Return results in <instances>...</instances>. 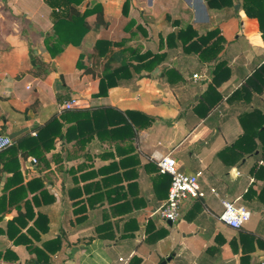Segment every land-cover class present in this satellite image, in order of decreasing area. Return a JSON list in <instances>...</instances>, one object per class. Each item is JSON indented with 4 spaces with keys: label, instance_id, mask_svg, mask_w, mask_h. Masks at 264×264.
<instances>
[{
    "label": "crops",
    "instance_id": "0c3cea01",
    "mask_svg": "<svg viewBox=\"0 0 264 264\" xmlns=\"http://www.w3.org/2000/svg\"><path fill=\"white\" fill-rule=\"evenodd\" d=\"M68 1L0 0V133L14 141L34 135L72 99L74 109L136 110L152 123L132 139L107 132L102 138L86 133L82 145L57 139L48 163L19 156L20 175L4 172L0 192L6 181L8 193L33 178L42 189L36 182L27 191L32 218L24 200L20 210L11 206L0 217V264H158L172 254L166 264H241L240 233L253 237L244 264H264V136L240 159L228 150L243 126L264 127V37L257 18L246 15L242 0H225L220 8L207 0H128L126 8L127 0H70L80 13L92 9L90 30L79 45L74 39L53 56L47 37ZM188 26L198 37L186 45L170 36ZM100 38L125 42L128 56L149 51L154 63L99 95V75L86 68ZM168 153L183 172L200 173L205 191L186 198L171 224L155 213L167 199L170 176L159 172L153 155ZM222 199L245 205L249 221L239 229L224 225ZM39 213L48 217L47 231L45 222L34 223ZM159 229L167 234L149 238ZM55 237L61 248L48 260L47 251L38 256L36 249L45 251L44 241Z\"/></svg>",
    "mask_w": 264,
    "mask_h": 264
},
{
    "label": "trees",
    "instance_id": "16d2710c",
    "mask_svg": "<svg viewBox=\"0 0 264 264\" xmlns=\"http://www.w3.org/2000/svg\"><path fill=\"white\" fill-rule=\"evenodd\" d=\"M69 10L62 14H56L53 24V34L47 37V47L51 55H56L64 50V48L70 43V41L76 39L74 45H79L85 33L90 30V25L87 22V17L92 13V9H86L83 12H79L78 9L71 6V1H68ZM227 3L229 2L226 1ZM225 0H207L210 7L220 8L226 5ZM128 6V0L124 3V7ZM242 6L247 16L257 18L259 22V28L264 37V0H242ZM97 16L99 20L103 19V10L99 5H95ZM172 37L179 38L183 44L191 42L195 37H198L197 31L191 26L180 30L177 34H170ZM150 52L144 54H126L125 42H113L111 40L100 38L95 43V51L92 55L91 66L86 70L92 73L93 76L99 75V90L97 94L105 95L112 87L118 86L124 81H128L133 77V69L140 71L144 68H149L150 63H154V60H148L150 58ZM81 57L77 62V66H81ZM133 60H137V64H134ZM147 60L148 62L142 63ZM142 63V64H141ZM246 88V86H242ZM242 88V89H243ZM241 90H237L239 93ZM236 92L233 96L236 95ZM202 104H204L202 102ZM210 108L205 106V112H208ZM249 115V114H247ZM152 123V118L145 113L136 110H127L121 112L113 107L98 108L93 110L88 109H66L59 117L53 118L44 126L40 127L34 135L28 134L14 143L8 146L6 149L0 151V183L3 178L4 172L13 171V176L16 178L20 175V165L18 163L19 156L27 158L34 156L38 162H47L46 154L50 152L54 147L57 139L62 141H71L76 139L78 144L85 142V134L88 133L93 137L97 135L99 138L104 136V133L109 134H124L128 138H133L137 131L148 127ZM243 134L231 145L228 150H233L237 153V159H240L243 154L253 153L258 148L256 139L264 136V127L262 123L256 126H243ZM264 142V139H262ZM263 159H264V147H263ZM2 164V166H1ZM13 164L16 165L13 168ZM264 168V167H263ZM36 182L39 183L42 189V183L38 178H33L28 181L27 184L18 185L15 189L9 190L8 181L0 192V217L9 210L11 206H16L19 210L21 205L19 202L24 200L23 206L26 207V212L30 214V218L33 217L31 203L27 197L28 189L33 190L36 186ZM32 183L34 185H32ZM168 183L170 185L171 178ZM42 196L47 197L48 191L41 190ZM26 199V200H25ZM35 202H38V197L34 196ZM54 197L50 196V200L53 201ZM48 201V200H47ZM49 202V201H48ZM21 216H24L23 214ZM16 219V218H15ZM42 222H45L43 231L48 230V217L43 213H39L34 223L37 226H41ZM104 229L107 226H102ZM167 234L166 230L159 229L155 232L149 231V238L154 235L156 239L164 237ZM239 242L242 248L241 264L245 263V260L249 259V253L246 244L253 238L252 236H246L240 233ZM114 238V236H111ZM111 237L109 239H111ZM247 237V238H246ZM235 243L238 242L236 239ZM233 245V238L230 240ZM62 241L59 237H55L44 241L42 249H36L39 256L40 253H46L44 259L48 260L49 253H54L61 248ZM41 261V258L38 257Z\"/></svg>",
    "mask_w": 264,
    "mask_h": 264
},
{
    "label": "built area",
    "instance_id": "2783aa9c",
    "mask_svg": "<svg viewBox=\"0 0 264 264\" xmlns=\"http://www.w3.org/2000/svg\"><path fill=\"white\" fill-rule=\"evenodd\" d=\"M195 78L203 79L205 75L194 74ZM75 100L66 101L61 109H71L74 107ZM35 134V133H34ZM14 140L8 135L0 133V151L12 145ZM36 162V158H32ZM153 159L156 162L158 170L162 174H168L171 178L168 196L165 203L156 210V214L164 221L176 222L180 218V205L188 197L202 198L205 191L199 183L200 173H185L180 170L177 160L171 154H154ZM211 192L218 195L215 188ZM223 210L219 215V220L226 226L239 229L244 223L249 221L251 211L243 204H237L236 201L227 199L221 200ZM122 260V258H120Z\"/></svg>",
    "mask_w": 264,
    "mask_h": 264
},
{
    "label": "water",
    "instance_id": "95a60500",
    "mask_svg": "<svg viewBox=\"0 0 264 264\" xmlns=\"http://www.w3.org/2000/svg\"><path fill=\"white\" fill-rule=\"evenodd\" d=\"M168 223L171 224L172 221L168 220ZM172 255H173V254H172ZM172 255L167 256V258L164 259V260H162V261L160 262V264H166V262L169 261V260L171 259Z\"/></svg>",
    "mask_w": 264,
    "mask_h": 264
},
{
    "label": "rangeland",
    "instance_id": "374dc122",
    "mask_svg": "<svg viewBox=\"0 0 264 264\" xmlns=\"http://www.w3.org/2000/svg\"><path fill=\"white\" fill-rule=\"evenodd\" d=\"M158 261V260H157ZM161 261L158 262V264L160 263Z\"/></svg>",
    "mask_w": 264,
    "mask_h": 264
}]
</instances>
